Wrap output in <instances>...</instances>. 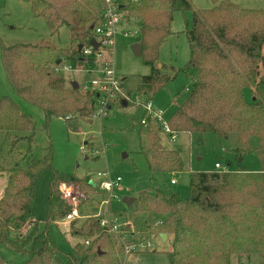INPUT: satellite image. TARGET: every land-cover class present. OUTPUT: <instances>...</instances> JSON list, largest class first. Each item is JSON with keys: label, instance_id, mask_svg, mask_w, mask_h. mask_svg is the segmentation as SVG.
Masks as SVG:
<instances>
[{"label": "trees", "instance_id": "obj_1", "mask_svg": "<svg viewBox=\"0 0 264 264\" xmlns=\"http://www.w3.org/2000/svg\"><path fill=\"white\" fill-rule=\"evenodd\" d=\"M22 1L30 4L34 17L46 22L51 35L65 27L69 45L2 44L1 58L8 80L20 98L42 109L48 136L49 124L55 117L66 119L69 128L76 130L80 122L92 120L97 95L81 86L67 87L62 67L97 69L95 52L84 56L79 45H91L92 26L102 15V0ZM212 1L213 7L198 11L192 0H131L127 4L128 16L140 28L143 62L151 67L150 74L137 86V99L152 101L178 72L184 73L191 83L187 97L168 118L171 130L177 135L211 132L226 137L235 133L232 151L236 157L254 154L261 168L256 172H191L188 197L146 189L137 195L133 209L147 215L146 229L150 233L172 236L167 253L169 264H232L234 255H257L264 264V74L260 69V64L264 69V10L241 8L225 0ZM177 10L191 14L185 30L190 59L171 75L157 65L159 48L172 32ZM122 86L132 103L135 95L125 84ZM246 88L251 89L249 100ZM37 130L34 119L22 111L17 101L0 96V132L16 133L18 139L31 145ZM18 132L29 134L20 136ZM136 132L139 151L150 171L176 173L184 169L180 151L163 143L164 135L169 136L159 121L148 117L147 124H139ZM53 162L50 143L45 156L32 159L26 168L5 169L0 165V174L7 175L0 199V243L25 258L19 264H123V246L117 245L92 216L84 218L78 227L71 221L73 232L84 239L71 252L55 243L49 223L64 221L71 210L59 185L74 180L84 193L98 189L89 185L87 177L54 169ZM46 168L53 170L50 216L41 227L34 210L35 186ZM98 192L101 199L105 198V193ZM99 201L92 192L81 201L79 211L94 215ZM23 228L26 231L21 234ZM124 229L131 231L127 226ZM86 239L89 245H85ZM0 264H4L2 256Z\"/></svg>", "mask_w": 264, "mask_h": 264}, {"label": "rangeland", "instance_id": "obj_2", "mask_svg": "<svg viewBox=\"0 0 264 264\" xmlns=\"http://www.w3.org/2000/svg\"><path fill=\"white\" fill-rule=\"evenodd\" d=\"M225 1L237 4L241 8L264 10V0ZM192 4L197 11L211 8L214 5L212 0H192ZM189 21H191L189 12L184 13L181 10L174 12L172 32L159 48L157 67L162 69L163 73L174 75L176 70L189 61L190 47L185 32ZM126 30L130 31L129 35H124L123 32ZM68 37L65 27H62L59 33L51 35L46 22L42 18L32 15L28 2L0 0V96L12 97L18 102L22 111L30 115L38 126L31 145L26 140L18 139L16 133L0 132V165L5 169L16 166L26 168L32 159L44 157L51 143L54 169L80 178L87 177L89 185L93 181L99 185L98 172L109 171L113 177L121 176L123 189L115 191L110 208L106 213L110 218L117 216L119 220L130 224L131 231L127 235L128 242L150 240L152 243L148 249H141L129 254L124 252L123 264H169L167 253L172 246V236L169 235L166 240H163L160 234L150 233L146 229L147 215L134 210L135 203L133 208L129 209L122 201L123 196L137 197L142 190L156 191L160 189L165 194L178 193L182 197H188L191 172L225 169L256 172L260 170L261 162L254 154L244 155L242 158L236 157L232 151L237 139L235 133L224 137L211 132L203 134L185 132L179 134L175 140H171L165 135L163 137V143L166 146L180 151L184 169L176 173L149 170L144 155L139 151L136 128L141 124L145 112L136 104L139 97L136 89L142 78L150 74L151 67L145 65L143 57L136 55L132 50L135 44L140 43L141 32L137 21L128 16V10L125 11V17L120 23L115 38L113 67L118 76L123 79V84L132 91L133 96L137 97L134 96L133 102L130 103L127 91L123 90L121 97L113 103L107 116L103 118L92 116L91 121L80 122L76 130L69 128L66 119L55 117L49 124L50 136H48L43 128L45 115L42 109L20 98L10 84L2 63L1 45L47 43L58 47H67L69 45ZM65 67H62V71L67 87L77 83L86 91L91 82L98 77L94 71L71 70ZM260 69L261 74H264L261 64ZM190 83L191 80L184 73L178 72L174 79L167 82L154 95L153 106L163 110L164 117L168 120L178 105L187 97ZM244 93L249 100L251 89L246 88ZM122 100L126 101L127 106L120 104ZM28 134V132H18L20 136ZM83 145L85 146L84 150L81 148ZM28 146H30V151ZM216 163H220L221 167L217 168ZM52 177V168H46L36 181L34 208L37 218L41 221V227H45L50 216L49 194ZM173 178L176 180L175 184L171 183ZM63 183L59 185V190ZM65 184L72 188L78 196L82 194L86 196L85 198L80 197L79 204L92 192L101 199L98 195L100 190H91L92 192L88 194L84 193L74 180ZM6 185L7 175L4 172L0 174V199ZM105 195V198H108L110 194L106 192ZM65 201L67 202V200ZM67 204L69 203L67 202ZM87 217L88 215L83 214L79 220L72 221V224L76 223V227H78L81 221ZM25 231V228L21 229V234ZM49 231L55 243L65 252H71L77 242L84 240L73 232L71 222L66 219L58 223L50 222ZM108 234L112 236L117 245H122L117 236ZM0 256L4 258V264H19L25 260L20 253L1 243ZM261 261L257 255L249 257L234 255L232 264H261Z\"/></svg>", "mask_w": 264, "mask_h": 264}, {"label": "built area", "instance_id": "obj_3", "mask_svg": "<svg viewBox=\"0 0 264 264\" xmlns=\"http://www.w3.org/2000/svg\"><path fill=\"white\" fill-rule=\"evenodd\" d=\"M131 0H102L103 10L101 19L94 25L93 32L94 38L99 46L94 48L92 45L83 46L81 53L84 56L91 55L93 52V57L97 62V69L85 70L88 72H96L97 78H95L88 89L97 95V106L94 112V117L103 118L108 115L109 107H112L115 101L121 97L123 92V79L118 76L116 70L113 67V49L115 46V38L118 33L120 23L125 17V11H127V4ZM124 35H129L130 31H124ZM97 49V51H95ZM69 68V67H65ZM83 71V70H82ZM136 104L140 106L145 114L141 119V124L146 125L148 117H151L161 123L163 131L168 134L171 140L177 138L176 132L172 131L168 120L164 117V111L161 109H156L152 101L144 103L139 99L136 100ZM84 150L85 146H81ZM217 168L221 167L220 163H216ZM99 185L97 182H92V186L97 187L101 192L109 193L108 198L100 199L98 203L99 211L94 215H88L98 219L100 226L105 229L110 234L117 236L119 242L122 244L124 252L129 254L131 252L139 251L141 249H148L152 246L150 240H138L134 242L127 241L128 232L124 227H129L126 221L119 220V217L110 218L107 215V211L110 208L112 197L115 195L116 190L123 189L122 187V177H113L109 171L98 172ZM175 179L171 180L174 184ZM60 187L62 197L67 200L71 206L70 212L66 215L67 221H73L75 219L81 218L82 215L79 211V201L80 197L85 198L86 196L82 194L78 196L69 188L65 183ZM117 197V195H116ZM85 244L89 245L90 240L86 239Z\"/></svg>", "mask_w": 264, "mask_h": 264}, {"label": "water", "instance_id": "obj_4", "mask_svg": "<svg viewBox=\"0 0 264 264\" xmlns=\"http://www.w3.org/2000/svg\"><path fill=\"white\" fill-rule=\"evenodd\" d=\"M92 29H93V26H92ZM91 45L94 47V48H97L99 46L98 42L95 40V39H92L91 40ZM83 48V45H79V50L81 51ZM132 50L133 52L138 55V56H141L142 54V48H141V44L140 43H137L135 44L133 47H132ZM79 85L77 83H73V87L74 88H77ZM122 104L124 106H127V103L126 101H122ZM109 109H111V107H109ZM126 155V154H125ZM137 197H134V196H128V195H125L123 196L122 198V201L126 204V206L129 208V209H132L133 208V205L136 201ZM130 225V224H129ZM160 236L163 240H166V236L167 234L166 233H160Z\"/></svg>", "mask_w": 264, "mask_h": 264}, {"label": "crops", "instance_id": "obj_5", "mask_svg": "<svg viewBox=\"0 0 264 264\" xmlns=\"http://www.w3.org/2000/svg\"><path fill=\"white\" fill-rule=\"evenodd\" d=\"M173 179H174V178H173ZM175 183H176V182H175ZM175 183H174V184H175ZM34 201H35V200H34ZM34 210H35V208H34ZM35 213H36V212H35ZM36 216H37V214H36ZM37 217H38V216H37ZM38 219H39V218H38ZM167 237H168V235L166 236V239H167Z\"/></svg>", "mask_w": 264, "mask_h": 264}]
</instances>
